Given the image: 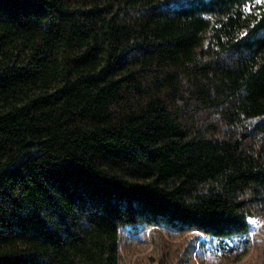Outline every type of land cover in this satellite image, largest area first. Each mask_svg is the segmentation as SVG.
I'll use <instances>...</instances> for the list:
<instances>
[{
  "label": "trees",
  "instance_id": "obj_1",
  "mask_svg": "<svg viewBox=\"0 0 264 264\" xmlns=\"http://www.w3.org/2000/svg\"><path fill=\"white\" fill-rule=\"evenodd\" d=\"M264 220V0H0V264H119L120 228Z\"/></svg>",
  "mask_w": 264,
  "mask_h": 264
},
{
  "label": "rangeland",
  "instance_id": "obj_2",
  "mask_svg": "<svg viewBox=\"0 0 264 264\" xmlns=\"http://www.w3.org/2000/svg\"><path fill=\"white\" fill-rule=\"evenodd\" d=\"M249 220V232L229 237L181 230L168 219L126 224L119 264H264V220Z\"/></svg>",
  "mask_w": 264,
  "mask_h": 264
}]
</instances>
